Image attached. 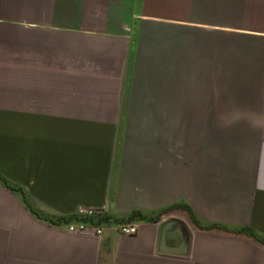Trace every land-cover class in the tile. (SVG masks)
Segmentation results:
<instances>
[{"label":"crops","instance_id":"obj_1","mask_svg":"<svg viewBox=\"0 0 264 264\" xmlns=\"http://www.w3.org/2000/svg\"><path fill=\"white\" fill-rule=\"evenodd\" d=\"M0 176V264H264V0H0Z\"/></svg>","mask_w":264,"mask_h":264},{"label":"built area","instance_id":"obj_2","mask_svg":"<svg viewBox=\"0 0 264 264\" xmlns=\"http://www.w3.org/2000/svg\"><path fill=\"white\" fill-rule=\"evenodd\" d=\"M96 214L111 216L109 213V203L106 202L100 207H89L78 205L74 215L83 218H93ZM137 223L135 222H116L109 218L104 225L87 223L85 221L71 222L67 225V231L70 233H90L101 237L104 229L116 230L121 234H135L137 231Z\"/></svg>","mask_w":264,"mask_h":264},{"label":"water","instance_id":"obj_3","mask_svg":"<svg viewBox=\"0 0 264 264\" xmlns=\"http://www.w3.org/2000/svg\"><path fill=\"white\" fill-rule=\"evenodd\" d=\"M178 231L181 239L175 245L169 244L167 234ZM189 233L178 218L166 220L160 227L158 250L164 253L186 255L188 251Z\"/></svg>","mask_w":264,"mask_h":264},{"label":"trees","instance_id":"obj_4","mask_svg":"<svg viewBox=\"0 0 264 264\" xmlns=\"http://www.w3.org/2000/svg\"><path fill=\"white\" fill-rule=\"evenodd\" d=\"M0 182L3 183L5 186L10 187V185L8 184V182H7L4 178H2L1 176H0ZM23 199H24V201L26 202L24 196H23ZM173 207H178V204H175ZM33 212H34L37 216H39L38 213H36L35 211H33ZM136 215H142V214H141L140 212L134 211V212H132L131 217H132V216H136ZM73 218H74V217H73ZM109 218H111L113 221H116V222L118 221V220L115 219L114 217H112V216H107V215H100V216H98V221L104 223V222H106ZM148 218H149V219H153L152 217H148ZM68 219H70V217H68V218H63V217H61V218H59V220H68ZM89 219H91V218H89ZM85 220H86V219H85ZM90 221H91V220H89V222H90ZM235 231H236V232L246 233V234H248V235L254 237L255 239H258L256 233H255L253 230H251L250 228H247V227H244V228H238V229H236Z\"/></svg>","mask_w":264,"mask_h":264},{"label":"rangeland","instance_id":"obj_5","mask_svg":"<svg viewBox=\"0 0 264 264\" xmlns=\"http://www.w3.org/2000/svg\"><path fill=\"white\" fill-rule=\"evenodd\" d=\"M180 144H181L180 138H177V139L175 138L174 145L175 146H180ZM175 157H178V155L175 154Z\"/></svg>","mask_w":264,"mask_h":264}]
</instances>
